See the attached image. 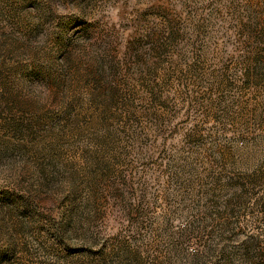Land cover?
<instances>
[{"label":"rangeland","instance_id":"374dc122","mask_svg":"<svg viewBox=\"0 0 264 264\" xmlns=\"http://www.w3.org/2000/svg\"><path fill=\"white\" fill-rule=\"evenodd\" d=\"M0 264H264V0H0Z\"/></svg>","mask_w":264,"mask_h":264}]
</instances>
